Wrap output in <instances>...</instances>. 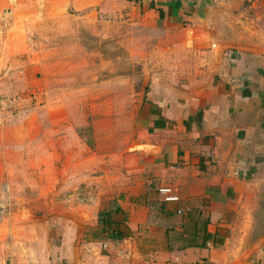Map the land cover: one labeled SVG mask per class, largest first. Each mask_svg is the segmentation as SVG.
I'll return each mask as SVG.
<instances>
[{"label": "crops", "instance_id": "crops-1", "mask_svg": "<svg viewBox=\"0 0 264 264\" xmlns=\"http://www.w3.org/2000/svg\"><path fill=\"white\" fill-rule=\"evenodd\" d=\"M123 4L163 43L117 162L62 100L11 94L37 85L36 27ZM263 204L264 0H0V264H264Z\"/></svg>", "mask_w": 264, "mask_h": 264}, {"label": "rangeland", "instance_id": "rangeland-1", "mask_svg": "<svg viewBox=\"0 0 264 264\" xmlns=\"http://www.w3.org/2000/svg\"><path fill=\"white\" fill-rule=\"evenodd\" d=\"M123 6H116L120 10L102 12L92 9L36 27L31 33V42L43 55V66L36 76L37 85H28L24 77L17 82V77L12 76V87L18 91L11 94L19 93L32 101L39 98L40 106L46 104V99H51L49 104L62 100L67 105L71 123L85 130L86 138L94 139V150L102 151L98 155L109 160V152L114 151L117 158L114 154L112 157L117 162L138 139L133 125H136L137 111L146 92L147 65L156 62L158 44L163 43L157 38L159 31L143 24L147 19L143 10ZM189 34L192 36L193 30ZM56 64L58 71L63 73L58 85L54 73L49 74ZM95 65L106 78L110 74L112 78L117 77V85H82L95 81ZM47 81L53 85L51 89ZM54 85L58 89L54 90ZM33 90H39V94ZM51 91L48 98L45 92ZM89 156H94L93 152ZM66 161L67 157L60 155L56 163L62 165ZM75 192L78 193V189ZM56 193L55 197L62 200L73 191L59 184ZM26 194L27 188L23 190V197L27 198ZM262 209L264 214V204ZM259 225L264 227V217L260 218ZM102 251L108 252L103 245Z\"/></svg>", "mask_w": 264, "mask_h": 264}, {"label": "built area", "instance_id": "built-area-1", "mask_svg": "<svg viewBox=\"0 0 264 264\" xmlns=\"http://www.w3.org/2000/svg\"><path fill=\"white\" fill-rule=\"evenodd\" d=\"M162 194L167 195V200L176 201L178 198L171 195V189H162L160 190ZM113 264H120V263H113Z\"/></svg>", "mask_w": 264, "mask_h": 264}, {"label": "trees", "instance_id": "trees-1", "mask_svg": "<svg viewBox=\"0 0 264 264\" xmlns=\"http://www.w3.org/2000/svg\"><path fill=\"white\" fill-rule=\"evenodd\" d=\"M107 214V213H106ZM101 215H104V213H101ZM108 215V214H107ZM209 237H210V235H208L207 233H206V235H205V239H209Z\"/></svg>", "mask_w": 264, "mask_h": 264}]
</instances>
